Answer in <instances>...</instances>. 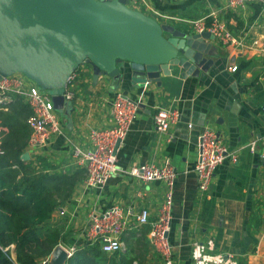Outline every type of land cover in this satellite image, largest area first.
<instances>
[{
    "label": "crops",
    "instance_id": "0c3cea01",
    "mask_svg": "<svg viewBox=\"0 0 264 264\" xmlns=\"http://www.w3.org/2000/svg\"><path fill=\"white\" fill-rule=\"evenodd\" d=\"M144 1L147 5L134 10L188 35L196 34L190 21L203 19L208 25L211 15H216L238 42L225 46L208 35L204 43L210 47L209 55L203 58L210 63L205 73L182 78L180 69L174 68L169 76L159 73L154 81L131 85L127 91L104 78L94 83L92 72L77 73L68 86L72 100L65 101L62 110L55 109L59 133L41 146L30 147V111L24 99L20 97L22 110L14 107L13 113L0 105V125L1 117L8 116L24 123L29 132L24 152L29 158L23 162L30 161L41 173L71 180L68 198L58 202L43 228L59 234L55 248H73L75 254L85 252L86 258H95L87 250L95 244L87 238L88 216L119 206L128 214L117 259L124 255L131 264H164L151 234L167 186L163 181L142 183L128 172L135 166L162 168L168 163L176 173L167 236L170 264H190L195 242L211 243L210 253L232 255L237 264H264V0L249 2L245 8H229L227 0ZM118 93L137 102L140 111L116 150L119 171L102 189H91L85 183V170L71 154L76 148L91 149L89 133L112 125L110 107ZM160 108L180 115L165 133L157 132L153 124ZM204 129L221 136L227 157L214 170L207 192L201 193L194 166ZM1 132L5 128L0 126ZM141 209L148 214L144 225L134 217ZM11 257L15 258L13 251ZM110 257L102 264H112ZM43 261L50 263L51 255Z\"/></svg>",
    "mask_w": 264,
    "mask_h": 264
},
{
    "label": "water",
    "instance_id": "95a60500",
    "mask_svg": "<svg viewBox=\"0 0 264 264\" xmlns=\"http://www.w3.org/2000/svg\"><path fill=\"white\" fill-rule=\"evenodd\" d=\"M126 0H0V79L14 74L35 83L62 110L68 80L88 64L99 78L127 91L131 85L169 76L205 73L207 32L188 35L159 24ZM211 40H214L213 36ZM28 153L21 156L27 161ZM71 258L61 247L50 263Z\"/></svg>",
    "mask_w": 264,
    "mask_h": 264
},
{
    "label": "built area",
    "instance_id": "2783aa9c",
    "mask_svg": "<svg viewBox=\"0 0 264 264\" xmlns=\"http://www.w3.org/2000/svg\"><path fill=\"white\" fill-rule=\"evenodd\" d=\"M252 1L261 0H227V4L229 8H245ZM126 2V6L132 10L141 4L147 5L144 0H126ZM160 18L162 19L164 16L160 15ZM210 18L212 20L208 25L203 19L193 20L189 23L196 34L208 32L215 40L225 46L238 42L218 16L211 15ZM235 69L236 67H233L231 71ZM91 72V67L88 64L84 63L78 67L68 80L63 95L65 101H71L73 98V92L68 86L77 73ZM15 96L23 98L31 112L27 120L31 130L30 147L47 144L53 136L59 133V122L50 95L20 74L2 77L0 79V105L11 102ZM262 109L264 111V106ZM139 111L137 102L122 93H118L110 107L112 125L89 133L92 143L91 149L82 151L76 148L72 151L74 163L85 170V183L91 189H102L107 181L119 171L116 150L125 139ZM179 120L180 115L177 111H168L162 108L158 109L153 116L154 128L159 133L167 132L170 125ZM190 127L191 124L188 125V128ZM199 149V158L194 166V173L197 178L198 190L201 193H206L214 170L227 157V152L221 136L209 129H204L199 135ZM254 149L255 143H252L250 150L253 152ZM230 158L234 160L233 155H230ZM128 175L142 183L163 181L167 186L168 192L159 208V216L153 223L151 242L154 250L162 256L164 264H170L171 246L167 236L171 228V191L176 173L167 163L162 168L148 165L135 166L129 170ZM127 214L128 212L119 206H112L101 214L91 212L88 216L90 224L87 238L89 242H99L102 252L106 254L122 251L120 236L127 226ZM134 217L139 225L148 222V214L145 209L138 211ZM207 246L198 242L191 245L190 264H237L232 255L212 254L209 251L212 244L209 243ZM65 252L67 257L71 258L75 250L70 248L66 249ZM45 262L47 261H43L42 264Z\"/></svg>",
    "mask_w": 264,
    "mask_h": 264
},
{
    "label": "trees",
    "instance_id": "16d2710c",
    "mask_svg": "<svg viewBox=\"0 0 264 264\" xmlns=\"http://www.w3.org/2000/svg\"><path fill=\"white\" fill-rule=\"evenodd\" d=\"M4 105L11 113L14 107H24L17 96ZM1 122L5 133L0 135V264H41L59 242L57 231H46L43 225L58 202L68 198L71 180L41 173L30 161H21L29 138L25 124L8 116L1 117ZM87 250L94 252L95 258H86L85 252L74 253L68 264H102L107 255L112 264H131L124 255L117 259L120 252L103 253L99 242Z\"/></svg>",
    "mask_w": 264,
    "mask_h": 264
}]
</instances>
